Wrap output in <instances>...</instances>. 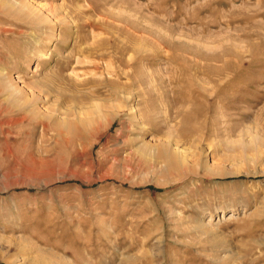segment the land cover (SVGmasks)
I'll return each instance as SVG.
<instances>
[{
	"label": "rangeland",
	"instance_id": "1",
	"mask_svg": "<svg viewBox=\"0 0 264 264\" xmlns=\"http://www.w3.org/2000/svg\"><path fill=\"white\" fill-rule=\"evenodd\" d=\"M0 264H264V0H0Z\"/></svg>",
	"mask_w": 264,
	"mask_h": 264
}]
</instances>
